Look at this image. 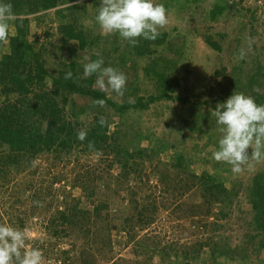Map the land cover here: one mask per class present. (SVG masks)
<instances>
[{
  "label": "rangeland",
  "instance_id": "374dc122",
  "mask_svg": "<svg viewBox=\"0 0 264 264\" xmlns=\"http://www.w3.org/2000/svg\"><path fill=\"white\" fill-rule=\"evenodd\" d=\"M159 2L169 22L159 29L157 45L140 39L132 46L118 34H103L95 22L101 0L14 11L9 36L16 35V19L28 26L25 40L42 53L47 88L1 97L0 109L21 108V121L44 132L48 113L36 96L45 93L60 108L65 99L63 117L79 125L75 130L89 131L97 117L110 136L99 158L74 146L17 157L19 163L9 166L12 152L0 145V223L26 230V245L42 249L43 264H264V160L250 161L239 174L216 162L220 134L212 114L235 90L264 104V0ZM70 23L86 35L84 50L61 36L59 26ZM144 49L151 53L142 56ZM8 52V41L0 42V60ZM92 55L126 74L123 96L101 90L96 74L92 88L109 104L63 90L48 93L51 78L70 66L86 84L83 66ZM163 80L172 99L120 109L157 97ZM217 184L226 195L203 215L209 188ZM73 209L83 215L62 224L60 213L68 217ZM122 216L134 220L125 232L117 230ZM139 216H150L152 224L140 228Z\"/></svg>",
  "mask_w": 264,
  "mask_h": 264
},
{
  "label": "trees",
  "instance_id": "16d2710c",
  "mask_svg": "<svg viewBox=\"0 0 264 264\" xmlns=\"http://www.w3.org/2000/svg\"><path fill=\"white\" fill-rule=\"evenodd\" d=\"M66 1L68 0H11L10 2L15 12H18L23 5L30 6V11L35 12L54 9L64 4ZM75 8L76 6L70 7V9H72L70 15L73 14V11H76L74 10ZM22 22L23 21L20 19L15 20L14 28L16 29V35L9 36V52L3 55L0 60V98H7L14 93L28 96L35 87H39L40 91L46 90L47 88L48 74L44 66L45 61L42 57V53L36 52L33 46L25 40L28 26H26L27 28L24 27ZM24 23H26V21H24ZM59 32L64 40L76 43L81 50H84L88 45L86 35L82 31L76 30V26L72 23L60 25ZM206 42L214 50H219L215 43H211L209 40H206ZM151 44L157 45L158 41H152ZM142 53V56H145V54L151 52L148 49H144ZM91 59L96 60L98 57L92 55ZM73 67L74 66H70V70L60 71L56 77L51 78L50 91L48 93L51 96H56L59 91L63 90L79 93L96 102L102 100L104 103L109 104L110 101L103 93L95 91L92 88V78L94 75L88 78L86 84L80 83L78 81V76L74 75ZM68 72H71L72 76L66 79V73ZM162 84V92L157 97H150L147 101L141 97L136 103L122 106L120 109H127L129 107L144 109L156 98L172 99L170 93H173V89L171 87L166 88V81L164 80ZM36 98L43 103V110L48 113L44 132L36 133L30 128V124L26 125L25 122L21 121L24 117L21 108L7 104L3 109H0V145L9 147L10 151L13 153V155L11 153L12 158L5 163V166L18 164L17 157L35 158L36 155L42 151L49 152L53 148H55V152H68L74 146H84V149H82L83 153L96 154L97 150L100 152L102 151V156L107 153L108 146H106V144L110 136L107 133L106 125L104 124L101 126L99 123L100 119L97 117L94 118L95 127L86 131V139L80 141L77 139L79 130H75V128H79V125L63 117L65 99L62 100V108H60L57 101L53 97H48L45 93L39 94ZM89 142H91L94 147L90 148ZM193 183L194 182H190L191 185H193ZM213 190L215 192H212ZM209 191L211 193L205 197L206 206L203 215H208L215 203L220 201L219 197L226 195L225 190L220 187L219 184L209 188ZM82 215V211L75 209L71 211L68 217L65 216L64 213H60L59 219H61L62 224L67 223L68 225H72L74 223L73 221ZM119 221L121 225L117 229L119 232H125L133 227L134 220L131 221L127 216H122L119 218ZM152 222L153 218L150 216L144 219L142 216H139L135 224L143 228L151 225ZM127 226L131 228H126ZM197 245L198 247H202L203 243L200 242Z\"/></svg>",
  "mask_w": 264,
  "mask_h": 264
},
{
  "label": "clouds",
  "instance_id": "9594fccd",
  "mask_svg": "<svg viewBox=\"0 0 264 264\" xmlns=\"http://www.w3.org/2000/svg\"><path fill=\"white\" fill-rule=\"evenodd\" d=\"M15 13L10 0H0V42L9 40L10 21ZM95 22L105 35L118 34L123 40L135 46L140 39L155 41L159 29L168 24V9L159 0H101ZM254 41L249 38L248 47ZM99 56V54H97ZM242 50L239 59L243 60ZM96 74V85L111 89L123 96L127 76L112 66H105L102 57L90 60L83 66V77ZM72 73H66V79ZM101 106L103 101H97ZM220 138L217 150L213 152L216 162L231 166L233 174L244 171L250 161L264 160V104H257L253 97L234 91L225 101L218 103L212 113ZM103 126L106 121H99ZM86 131H80L77 139L84 141ZM89 147L94 145L89 142ZM251 148L249 154L248 149ZM102 155L97 150L96 156ZM43 206L40 201L33 202ZM27 232L9 223H0V264H43L44 255L38 247L26 245Z\"/></svg>",
  "mask_w": 264,
  "mask_h": 264
},
{
  "label": "built area",
  "instance_id": "2783aa9c",
  "mask_svg": "<svg viewBox=\"0 0 264 264\" xmlns=\"http://www.w3.org/2000/svg\"><path fill=\"white\" fill-rule=\"evenodd\" d=\"M234 1L240 2V1H244V0H234ZM256 1H258V0H256ZM259 3H260V2H259Z\"/></svg>",
  "mask_w": 264,
  "mask_h": 264
}]
</instances>
